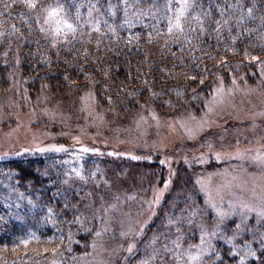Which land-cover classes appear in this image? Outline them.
<instances>
[{
  "label": "trees",
  "instance_id": "1",
  "mask_svg": "<svg viewBox=\"0 0 264 264\" xmlns=\"http://www.w3.org/2000/svg\"><path fill=\"white\" fill-rule=\"evenodd\" d=\"M183 3L0 0V91L18 67L33 91L78 92L91 84L100 103L123 111L140 104L197 110L219 79L226 82L231 72L264 64V0H189L192 6L178 29ZM61 6L58 18L72 29L43 25L46 13ZM95 161L71 169L60 154L0 159V264L68 262L85 251L101 224L86 191L89 180L99 179ZM191 187L183 183L174 191L183 193L178 197L192 195L197 204ZM181 202L171 212L182 214L196 206ZM231 225L217 236L205 264H264L263 242L247 233L233 238ZM187 230L183 242H197V226ZM47 245L62 251L51 255L31 249ZM238 247L248 252L238 253Z\"/></svg>",
  "mask_w": 264,
  "mask_h": 264
},
{
  "label": "rangeland",
  "instance_id": "2",
  "mask_svg": "<svg viewBox=\"0 0 264 264\" xmlns=\"http://www.w3.org/2000/svg\"><path fill=\"white\" fill-rule=\"evenodd\" d=\"M49 12L43 25L64 26L60 11ZM18 70L0 91V159L60 154L71 169L96 160L99 171L86 189L101 220L89 246L68 262L46 264L210 263L231 222L233 238L247 233L264 244V64L219 79L199 109L182 112L154 104L119 110L100 103L91 84L33 91ZM183 183L196 190L197 204L190 194L178 197L174 188ZM183 199L194 209L171 212ZM194 215L201 218L188 221ZM190 224L199 238L185 244Z\"/></svg>",
  "mask_w": 264,
  "mask_h": 264
},
{
  "label": "snow or ice",
  "instance_id": "3",
  "mask_svg": "<svg viewBox=\"0 0 264 264\" xmlns=\"http://www.w3.org/2000/svg\"><path fill=\"white\" fill-rule=\"evenodd\" d=\"M29 7H33L32 4H29L28 5ZM192 5L191 3H189V0H184V3L181 5V9L179 10L178 12V15L176 17V21H175V27L176 28H180L181 27V24H180V19L181 17L184 16L185 12L187 11L188 8H190ZM63 8L62 6L59 8V9H52L50 12H49V16H53V15H56L59 11H62ZM194 19H199L198 17H194ZM64 26L68 29H72V25L67 23L66 21L64 22ZM43 30V29H42ZM170 30H171V27H170ZM57 31H59V29H57ZM192 259H196V257H192Z\"/></svg>",
  "mask_w": 264,
  "mask_h": 264
}]
</instances>
